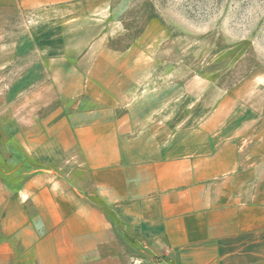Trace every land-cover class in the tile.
Wrapping results in <instances>:
<instances>
[{"label":"crops","instance_id":"crops-1","mask_svg":"<svg viewBox=\"0 0 264 264\" xmlns=\"http://www.w3.org/2000/svg\"><path fill=\"white\" fill-rule=\"evenodd\" d=\"M116 19L0 0V264H264L262 103L112 48Z\"/></svg>","mask_w":264,"mask_h":264},{"label":"rangeland","instance_id":"rangeland-1","mask_svg":"<svg viewBox=\"0 0 264 264\" xmlns=\"http://www.w3.org/2000/svg\"><path fill=\"white\" fill-rule=\"evenodd\" d=\"M112 6V48L149 45L152 54L166 55L167 72L240 90L264 108V0H112ZM171 81L162 79L151 101L173 92Z\"/></svg>","mask_w":264,"mask_h":264}]
</instances>
